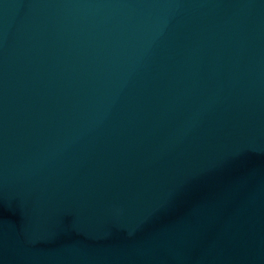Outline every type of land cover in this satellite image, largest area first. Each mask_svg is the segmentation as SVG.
Masks as SVG:
<instances>
[{
    "label": "water",
    "instance_id": "water-1",
    "mask_svg": "<svg viewBox=\"0 0 264 264\" xmlns=\"http://www.w3.org/2000/svg\"><path fill=\"white\" fill-rule=\"evenodd\" d=\"M0 264H264V0H0Z\"/></svg>",
    "mask_w": 264,
    "mask_h": 264
}]
</instances>
